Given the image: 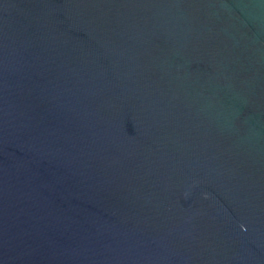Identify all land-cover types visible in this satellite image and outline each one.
I'll use <instances>...</instances> for the list:
<instances>
[{"label":"water","instance_id":"1","mask_svg":"<svg viewBox=\"0 0 264 264\" xmlns=\"http://www.w3.org/2000/svg\"><path fill=\"white\" fill-rule=\"evenodd\" d=\"M0 264H264V0H0Z\"/></svg>","mask_w":264,"mask_h":264}]
</instances>
